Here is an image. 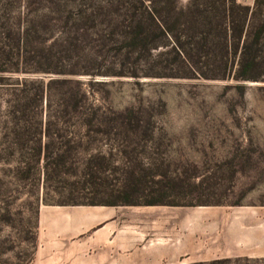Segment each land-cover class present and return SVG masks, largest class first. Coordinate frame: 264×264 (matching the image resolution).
<instances>
[{
	"label": "rangeland",
	"instance_id": "obj_1",
	"mask_svg": "<svg viewBox=\"0 0 264 264\" xmlns=\"http://www.w3.org/2000/svg\"><path fill=\"white\" fill-rule=\"evenodd\" d=\"M161 1L0 0V264L27 262L40 205L264 203V67L257 81L220 78L219 62L236 54L222 50L216 29L200 48L204 34L187 22L157 46L152 30L144 46H129L127 18L161 10ZM166 1L170 13L189 3L220 4ZM50 79L71 82L52 85L48 102L36 100L38 82ZM74 103L132 117L113 122L107 135L62 116L46 128L47 112ZM36 140L48 145L47 158L30 155ZM67 144L70 157L55 165L51 158ZM96 154L101 165L86 166ZM234 155L262 161L218 167Z\"/></svg>",
	"mask_w": 264,
	"mask_h": 264
},
{
	"label": "crops",
	"instance_id": "obj_2",
	"mask_svg": "<svg viewBox=\"0 0 264 264\" xmlns=\"http://www.w3.org/2000/svg\"><path fill=\"white\" fill-rule=\"evenodd\" d=\"M264 261V203L40 205L25 264Z\"/></svg>",
	"mask_w": 264,
	"mask_h": 264
},
{
	"label": "trees",
	"instance_id": "obj_3",
	"mask_svg": "<svg viewBox=\"0 0 264 264\" xmlns=\"http://www.w3.org/2000/svg\"><path fill=\"white\" fill-rule=\"evenodd\" d=\"M139 4H142V0H136ZM162 9L149 8L144 12L137 14H131L127 18V24L130 26L128 33L127 44L129 46H144L147 43L146 35L149 30H152L153 36L150 38L153 46H157L163 43L165 38L170 36L172 32L179 26H183L185 22L189 27L200 30L204 35L201 37V46L207 48L206 36L209 29H216L220 34V47L226 53L234 56L236 54L235 61H220L218 65L221 70L220 78H227L228 76L233 80L240 81H257L261 79L259 70L264 67V0H253L251 6H241L234 3L233 0H220L218 6H214L213 3L209 5H192L187 4L183 8L174 9L173 13L166 12L163 9L168 7L169 1L162 0ZM208 6V7H207ZM210 13V14H209ZM189 20H183L187 18ZM183 20V22H182ZM147 28V29H145ZM181 46L177 44L179 49ZM70 80L66 79H50L45 84L38 82L36 86V92L33 94L34 98L40 100L42 97L48 102L50 94L52 93V85H65L70 83ZM237 89H241V84H236ZM77 95H81L77 91ZM71 93V100L75 98ZM32 101V97L28 98ZM19 114L24 115L23 108L19 109ZM17 111V112H18ZM64 117L65 120L79 119L83 121L84 125L89 128H93L91 131L95 135H107L109 129L114 128L112 123L116 120L123 119L130 121L131 114L122 116L114 112L106 113L97 107H81L77 103L65 106L60 114H50L47 112L45 118L46 128L51 121L58 120ZM97 123V124H95ZM90 130V129H89ZM46 133V129H45ZM55 136H58L55 134ZM60 137V135H59ZM18 148L24 147L26 142H19ZM71 146H68L62 150L60 154H54L55 165L63 163L68 157H70ZM30 155L36 161L37 156L41 153L42 156L47 158L51 153L48 145L43 143L41 146L39 142H34V145L28 149ZM88 156L85 165H101L103 157ZM241 160V162L248 167L256 168L259 166V162L262 159H252L250 157L239 158L234 155L230 158H224L218 167L225 166L233 169V161ZM102 161V162H101ZM240 162V161H239ZM241 163V165H242ZM33 165L27 164L25 167V173H30ZM241 168L243 166H240ZM240 168V169H241ZM260 169L264 170V166ZM233 172V170H232ZM92 176V174H89ZM122 202H128L124 200ZM91 203V202H90ZM143 203H160V200H146Z\"/></svg>",
	"mask_w": 264,
	"mask_h": 264
}]
</instances>
